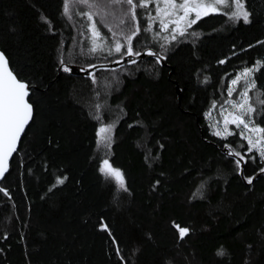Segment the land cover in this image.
Wrapping results in <instances>:
<instances>
[{
    "label": "trees",
    "instance_id": "obj_1",
    "mask_svg": "<svg viewBox=\"0 0 264 264\" xmlns=\"http://www.w3.org/2000/svg\"><path fill=\"white\" fill-rule=\"evenodd\" d=\"M243 3L248 23L208 15L169 50L134 45L166 66L152 58L102 69L93 83L75 74L85 59L71 50L64 0H0V51L32 87L34 108L0 182V264H264V176L248 184L226 151L243 145L244 177L264 161L239 134L216 137L207 117L255 66L252 119L264 127V0ZM112 121L104 149L98 132ZM104 159L124 187L102 175Z\"/></svg>",
    "mask_w": 264,
    "mask_h": 264
},
{
    "label": "snow or ice",
    "instance_id": "obj_2",
    "mask_svg": "<svg viewBox=\"0 0 264 264\" xmlns=\"http://www.w3.org/2000/svg\"><path fill=\"white\" fill-rule=\"evenodd\" d=\"M70 3L83 5L88 9V11H81L80 15L86 16L87 20L92 22L88 26L91 32V48L89 52L95 53L98 49L102 51L104 48H107L109 55H112L114 51L119 54L121 58L128 57L125 63L132 64L137 62L136 58L141 57V51L134 48L133 44V38L137 37L141 32V25L138 21L136 11L138 7L146 10L145 15L147 19L143 27L145 33L153 31V23L158 21L161 31L170 30V38L172 40H175L177 35L184 36L186 29L191 27L202 17L208 16L210 13H221L231 20L242 19L245 23L249 22L250 15L244 7L243 0H64L65 15L69 14ZM117 5L120 6V23H126L125 17L130 21L128 31L120 33L124 43H121L120 39H115L117 33L112 31L111 27H108L105 20L106 8ZM153 10L155 12L154 16L152 14ZM96 15L100 16L101 22L104 23L105 27H108L109 32L112 33L113 42L111 44L104 43L103 39L98 43L97 38L101 37V32L94 21V16ZM170 25L172 26L171 28H169ZM192 34L195 35L196 33L193 32ZM154 35L158 36L159 33H154ZM165 39H168V37H165ZM136 43L139 44L141 41L137 40ZM145 52L149 56L156 57V62H159L160 56L158 53L151 49H145ZM223 62L224 61H220V63ZM261 63L262 61L257 60L256 66ZM61 64L64 65L63 71H71V67L65 65L63 60H61ZM89 67L95 66L89 65ZM254 68L245 67L242 69V74L247 77L254 71ZM89 75L93 77V83H95L94 74L89 73ZM240 79L241 75H237L232 79L231 84L236 85ZM254 87V80L246 81L243 90L239 93V101L235 103L231 101L228 102L231 104L232 110L229 111L222 108L225 127L222 130H217L214 134L217 136L229 134L228 125L230 124L238 128L242 126L240 135L247 140L248 151L251 152L252 149H256L261 160L264 161V127L254 124L250 118L255 109L250 102L249 89ZM232 91V88L228 89L229 96L232 95ZM29 92L30 86L28 83L17 78L14 72L9 68L8 61L4 54L0 52V177L8 170L9 158L17 150V143L21 133L32 118L33 105L26 99L29 97ZM261 97H264V92H261L260 97H258V102L264 105V99ZM96 118L100 119L99 116ZM110 127V125H102L98 135L100 132L108 131ZM224 147L229 148V145H225ZM228 154L235 158L234 163L237 171H239L240 165L244 160L241 152L230 150ZM103 164L108 166V161L104 160ZM101 171H104V169L102 168ZM260 171L264 172V168H261ZM111 175L118 183L122 182L123 177L119 169H111ZM244 178L247 180L248 184H252L253 177L245 176ZM59 182L62 183L63 180ZM0 192H4L5 195H7V191L3 188H0ZM188 231L189 229L186 227L181 228L180 236L183 237ZM109 235H111V233H109Z\"/></svg>",
    "mask_w": 264,
    "mask_h": 264
},
{
    "label": "rangeland",
    "instance_id": "obj_3",
    "mask_svg": "<svg viewBox=\"0 0 264 264\" xmlns=\"http://www.w3.org/2000/svg\"><path fill=\"white\" fill-rule=\"evenodd\" d=\"M221 7H223V6H221ZM150 8H151V6H150ZM81 11H88V9H87V7H85L83 5H79L76 3H70L69 14L65 15L68 18V21H70L75 28L74 43H73L71 50L73 53H75V55H78L79 58L81 57L82 60L85 59V62L83 63L82 67H79L77 69L82 70V69L89 67L88 65H94L97 63H108V62H112V61H116V60L121 59L119 54L115 53L114 51H113L112 55H109L107 48H104V50H102V51L98 49L97 52H95V53L89 52V49L91 48V32L89 31L88 26L92 22L88 21L86 16L80 15ZM105 11H106L105 20L108 24V27H111L112 31L117 33V36L115 37V39H120L121 43H124L123 37H122V35H120V33L128 31L130 21H128V18L125 17L124 19H125L126 23L125 24L120 23V19H119L120 6H118V5L117 6H109L108 8H106ZM116 11H118V13ZM136 11H137L138 21L140 22V25H141V32L138 34L137 37L133 38V44L135 46H137V45L138 46L149 45V44L150 45H158L160 50L166 51V50H169V47L172 44H174L178 41L187 39L191 35H193L192 33L194 32V30H193L194 24L191 27H189L188 29H186L184 36L177 35V38L175 40H172L170 38L171 37L170 30L169 31H161L159 29L158 21H155L153 23V31L145 33L143 31V27L145 26L146 19H147L146 15H145L146 10L138 7ZM152 14H153V16L155 15L154 10H153ZM211 14H216V13H210L209 15H211ZM202 18H204V17H202ZM94 21L96 22L97 28L101 32V37L97 38L98 43H100L103 39L104 43L111 44L113 42L112 33L109 32L108 27H105L104 23L101 22L100 16L99 15L94 16ZM171 27L172 26L170 25L169 28H171ZM157 32L159 33V35L158 36L154 35V33H157ZM165 37H168V39H165ZM137 40H140L141 43L137 44L136 43ZM161 46H163V47H161ZM126 72H128V70H121L119 72H117V71L110 72L111 74H110L109 78L105 77L103 79L102 83H100V84H103V88H105L106 86H109V89H111L112 85L114 83L118 82V80H120L122 75H124V73H126ZM237 75H241V79L238 81V83L236 85L230 84V88L233 89L232 95L228 97L227 101L222 106H220V108L218 109L217 112H215V113L211 112L207 115L208 121L210 124V128H211V132L213 134L217 130H222L225 127L224 122H223L222 108L231 111L232 110L231 104L228 102L231 101L232 103H235V102L239 101V98H240L239 93L243 90V87H244L246 81L253 80V72L250 73L247 77H245L242 74V70H241L237 73ZM106 80H108V81H106ZM99 81H100V79H99ZM250 89H249V97H250V102H251V95H250L251 90ZM252 114H251L250 118L253 121ZM109 125L111 127L108 131L99 133L100 146H102L104 149H108V147H110V145L114 141V132L113 131H114V127L116 125V122L112 121L111 123L104 124L103 126H109ZM228 128H229V134L224 135V136H217L215 134L214 135L220 139H227V138L231 137L232 135L239 134V136L243 140V144L247 147V140H245L240 135V132L242 131V126L240 128H238L235 125L230 124V125H228ZM242 147H243V145L241 144L238 149H235V151L241 152L240 149ZM251 152L257 153L258 157H260L259 153L256 149H252ZM251 152H249L247 150V153H251ZM241 155H242V153H241ZM104 160H107V159H104ZM102 168L104 169V171H101ZM111 169H115V168L111 165V163L109 161H108V166L104 165L102 162L101 167H100V171H101L102 175L105 177V179L108 181H112V182L116 183L120 187H124V178H123L121 183H118L114 179V177L111 175ZM120 173H121V171H120ZM122 177H123V175H122Z\"/></svg>",
    "mask_w": 264,
    "mask_h": 264
},
{
    "label": "water",
    "instance_id": "obj_4",
    "mask_svg": "<svg viewBox=\"0 0 264 264\" xmlns=\"http://www.w3.org/2000/svg\"><path fill=\"white\" fill-rule=\"evenodd\" d=\"M2 52V51H0ZM3 53V52H2ZM158 53V52H156ZM4 54V53H3ZM159 56H160V60L159 62L161 63V65H164L166 66V59L163 55H161L160 53H158ZM5 58L7 59L8 61V66L9 68L11 69L10 67V63H9V60L8 58L6 57V55L4 54ZM156 59V57L154 56H149L146 54V52H141V57H138L136 58V61L139 62L141 60H149V59ZM128 60V57H123L119 60H116V61H112V62H108V63H97V64H94L95 67H87L85 68L84 70H80V69H76L75 71V74L77 75H80V76H90L89 73H94L96 71H99V70H102V69H116V68H119V67H122L124 65H127V64H132V63H125V61ZM136 62V63H137ZM12 70V69H11ZM13 71V70H12ZM15 74V73H14ZM16 75V74H15ZM18 78V77H17ZM19 79V78H18ZM32 93V87L30 86V92H29V97H27L26 99H28L29 101V98H30V95ZM179 94H180V91H179ZM180 98H181V95H180ZM30 103V102H29ZM34 118V108H33V114H32V118L31 120L29 121V123L25 126V129L24 131L21 133V136H20V139L17 143V150L12 154V156L9 158V166H8V170L4 173V175L2 177H0V182L4 179V177L7 175L9 169H10V166H11V162H12V159L14 158L15 154L18 152L19 150V147H20V143H21V140L23 138V135L25 134L26 130L28 129L29 125L31 124L32 120ZM227 153H229V150L226 151ZM243 171H244V161H242L241 163V176L244 178V174H243ZM260 176H264V172H260L256 177L253 178V181H255L257 178H259ZM190 231H188L186 234H184L183 237H181V239L185 238L188 234H189Z\"/></svg>",
    "mask_w": 264,
    "mask_h": 264
}]
</instances>
